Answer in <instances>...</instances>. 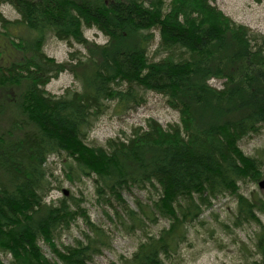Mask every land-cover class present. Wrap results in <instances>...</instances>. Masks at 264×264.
I'll list each match as a JSON object with an SVG mask.
<instances>
[{"label": "trees", "instance_id": "obj_1", "mask_svg": "<svg viewBox=\"0 0 264 264\" xmlns=\"http://www.w3.org/2000/svg\"><path fill=\"white\" fill-rule=\"evenodd\" d=\"M214 1L0 0L20 15L10 20L0 10V34L25 53L0 65V91L24 88L16 105L21 118L7 133L22 136L0 138V254H11L12 264H58L44 255L41 240L62 264H90L111 246L107 231L89 220L86 241L63 249L54 243L77 212L66 199L45 201L51 189L46 161L53 154L71 160L73 179L94 177L98 194L119 203L116 214L129 230L147 231L160 217L169 220L157 234L148 232L120 264L172 261L187 242L189 227L212 200L228 193L237 198L234 226H260L255 243L260 258L251 264H264L258 215L264 213V199L239 192L241 181H262V156L246 155L239 142L264 128V35L234 21ZM21 27L28 38L13 34L12 28ZM84 28L103 32L106 43L88 40ZM155 30L157 59L149 56ZM50 35L82 44L85 56L72 51L69 61L56 62L43 50ZM64 70L81 89L47 94L45 85ZM212 79H223V88L212 86ZM144 91L165 96L179 111L180 123L166 128L149 118L129 136L102 146L85 143L110 102L126 113L146 102ZM131 187L157 194L137 210L123 197ZM0 264H5L1 256Z\"/></svg>", "mask_w": 264, "mask_h": 264}, {"label": "rangeland", "instance_id": "obj_2", "mask_svg": "<svg viewBox=\"0 0 264 264\" xmlns=\"http://www.w3.org/2000/svg\"><path fill=\"white\" fill-rule=\"evenodd\" d=\"M213 4L237 23L264 35V0H215ZM0 10L10 20L20 18L17 10L8 3L2 4ZM0 30L2 31L1 27ZM11 30L15 36L28 38L30 35L23 27L18 28L17 31L14 28ZM155 35L149 53L151 58H154L153 52L160 42L158 30H155ZM84 36L98 44H104L108 39L96 28H84ZM43 50L47 56L59 63L69 61L72 51H76L81 57L87 52L82 44L70 45L53 35L48 37ZM24 55V52L17 50L11 41L0 34V65L7 66L13 59L20 60ZM210 84L220 89L224 86V80L212 79ZM23 89L20 85H10L5 88L7 92L0 91V138L10 140L22 136L20 131L19 133L15 131V135L13 133L11 137L7 136V133L13 129L12 121L21 118L17 113L16 105L24 92ZM67 89H81L80 82L69 70L58 72L44 87L45 92L52 96H60ZM144 94L146 102L126 113L118 111L115 101L110 102L106 112L97 119L88 133L85 143L89 146H102L110 138L129 136L135 127L145 126L149 118H154L166 128L169 124L180 123L179 111L169 105L165 96L154 91H144ZM239 146L246 155L262 156L264 160V128L256 134L243 138ZM70 162L71 160L62 154H53L46 161L51 189L45 201L49 204H58L59 200L66 199L71 210L77 212L69 225L56 233L54 243L59 249L86 241L85 235L90 232L87 222L89 220L105 229L111 240V246L95 256L90 264L113 262L120 264L123 259L133 255L148 232L157 234L161 229L169 226V220L160 217L156 224L148 225L147 231L129 230L116 214L120 208L119 203L110 196L98 194L94 177L73 179L68 169ZM261 171L260 180H264V164L261 166ZM239 192L249 198L258 196L264 199V187H261L256 180L241 181ZM156 194L153 189L138 187L123 191V197L128 205L137 210L138 203L150 204ZM236 208L237 198L232 194L228 193L212 200V205L206 208L201 217L189 227L187 242L167 264H251L254 259L260 258L255 247L256 234L260 231V226L253 222L236 228L233 224ZM258 215L264 224V213L259 212ZM39 245L47 258L62 264L49 244L41 240ZM0 256L5 264H12L11 254L2 252Z\"/></svg>", "mask_w": 264, "mask_h": 264}, {"label": "water", "instance_id": "obj_3", "mask_svg": "<svg viewBox=\"0 0 264 264\" xmlns=\"http://www.w3.org/2000/svg\"><path fill=\"white\" fill-rule=\"evenodd\" d=\"M261 187H264V180H262L259 184Z\"/></svg>", "mask_w": 264, "mask_h": 264}]
</instances>
